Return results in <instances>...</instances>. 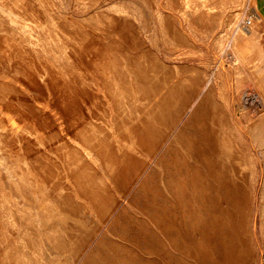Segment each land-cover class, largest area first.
I'll return each instance as SVG.
<instances>
[{"label":"rangeland","instance_id":"374dc122","mask_svg":"<svg viewBox=\"0 0 264 264\" xmlns=\"http://www.w3.org/2000/svg\"><path fill=\"white\" fill-rule=\"evenodd\" d=\"M1 3L4 20L19 27L15 35L34 56L38 86L29 97L40 111L37 117L26 105L15 122L16 114H0V264L221 258L219 238L204 230L215 217L203 212L201 180L187 167L200 165L191 156L200 154L205 134L202 117L190 114L197 103L208 111L206 97L227 95L235 117V95L264 84V20L253 21L250 32L237 28L250 6L264 10V0ZM15 7L19 14L11 15ZM181 121L186 137L175 140ZM238 127L243 136L236 128L235 140L249 142ZM143 128L156 135L150 147L138 143ZM189 208L188 233L182 214Z\"/></svg>","mask_w":264,"mask_h":264},{"label":"bare ground","instance_id":"6f19581e","mask_svg":"<svg viewBox=\"0 0 264 264\" xmlns=\"http://www.w3.org/2000/svg\"><path fill=\"white\" fill-rule=\"evenodd\" d=\"M248 10H251L248 16H245L246 14L242 17L239 16L241 21L237 28L250 32L252 22L262 20V18L261 14L252 6ZM248 22L249 24H247ZM176 32L182 35V32L178 30ZM180 80H178L179 83H181ZM254 87L251 88L250 85L251 91L235 95V117L230 112V98L227 95L224 99L213 98V96L206 97L208 105H205V108L207 107L208 111L206 112L208 113L199 112L203 103H197L194 111L190 114L202 117L205 134L200 140L202 143L200 144V154L196 157L191 156L197 159L200 165L192 167L187 165V167L193 174H198L201 180L203 212L215 217L213 222L206 219L211 223L204 224V230L207 229L210 238H213V235L219 238L223 251L221 258L215 259L216 257L208 255L210 264H264V84L260 89ZM248 109L249 111H247ZM190 120L192 117L185 122L188 124ZM184 124L181 121V124H177L178 126L175 127V140L186 137ZM239 125L248 130L251 137H249L251 139L249 142L235 140L238 132L243 136ZM151 126L153 127V124ZM137 135L138 143L144 140L149 147L152 142L156 143V135L153 132L148 133V129L137 130ZM168 145L171 146V144ZM168 145H166L167 148ZM188 154L192 155L190 152ZM257 162L263 165L259 200L256 197ZM178 173L180 174V172ZM179 174H174L177 176L174 179L178 178ZM193 188H196L194 184ZM209 190L214 191L218 208L216 202L211 203ZM191 202L194 203L191 199L189 206ZM190 210L189 208L185 211L186 216L182 214V220L187 225L188 233L193 228ZM258 214L261 224H257ZM167 233L173 239L172 234ZM185 238L187 239V236ZM190 243L192 246V242ZM191 246L189 247L191 248Z\"/></svg>","mask_w":264,"mask_h":264},{"label":"crops","instance_id":"0c3cea01","mask_svg":"<svg viewBox=\"0 0 264 264\" xmlns=\"http://www.w3.org/2000/svg\"><path fill=\"white\" fill-rule=\"evenodd\" d=\"M1 1L2 0H0V114L8 115L10 112L16 114L14 118L10 119V121L15 122L18 121V119L22 120L24 116L23 113L26 112V109H29L26 108V105L30 107L31 111L34 110V113H36L38 117L40 111L39 102L29 97L31 94H37V90H32V88L36 89V86H38V81L36 80L37 72L35 70L36 66L30 65L34 62V56L27 55L25 47L22 45L23 41L18 35H15V32L19 33V27L13 24L9 26L7 21L4 20V17H6L4 16V12L6 10L2 9ZM18 9V7H15L11 15L19 14ZM258 12L261 14L262 20H264V10L259 9ZM5 15L8 14L5 13ZM10 33L12 35H10ZM48 92L49 91H47V93ZM128 175L124 177V180L128 178ZM135 177L139 179L138 176L135 175ZM166 198L167 197L161 198L164 208L167 206L165 202ZM157 207L158 205L155 208L156 212H154V218L155 213H157ZM153 225V232L151 234L152 241H156L158 245V237L155 236V221Z\"/></svg>","mask_w":264,"mask_h":264},{"label":"built area","instance_id":"2783aa9c","mask_svg":"<svg viewBox=\"0 0 264 264\" xmlns=\"http://www.w3.org/2000/svg\"><path fill=\"white\" fill-rule=\"evenodd\" d=\"M249 18H251V17H249ZM249 18H247V20L250 22ZM249 22L247 24H249Z\"/></svg>","mask_w":264,"mask_h":264}]
</instances>
